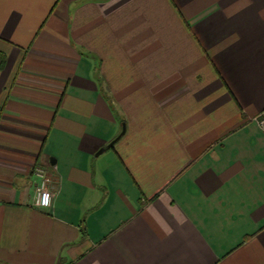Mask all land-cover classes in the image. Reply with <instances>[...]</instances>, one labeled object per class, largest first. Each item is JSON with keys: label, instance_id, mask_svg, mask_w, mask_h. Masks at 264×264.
Instances as JSON below:
<instances>
[{"label": "crops", "instance_id": "1", "mask_svg": "<svg viewBox=\"0 0 264 264\" xmlns=\"http://www.w3.org/2000/svg\"><path fill=\"white\" fill-rule=\"evenodd\" d=\"M262 111L264 0H0V264H264Z\"/></svg>", "mask_w": 264, "mask_h": 264}, {"label": "built area", "instance_id": "2", "mask_svg": "<svg viewBox=\"0 0 264 264\" xmlns=\"http://www.w3.org/2000/svg\"><path fill=\"white\" fill-rule=\"evenodd\" d=\"M260 120V124L264 130V111L260 113L258 116ZM36 175L40 178L39 183L37 184L36 187V199H35V205L39 208H49L52 205V200H53V193L50 190L49 184H50V176L47 174L46 170L42 167L36 168ZM45 195H49L51 199V203L48 207H42L39 206V201L43 199Z\"/></svg>", "mask_w": 264, "mask_h": 264}, {"label": "water", "instance_id": "3", "mask_svg": "<svg viewBox=\"0 0 264 264\" xmlns=\"http://www.w3.org/2000/svg\"><path fill=\"white\" fill-rule=\"evenodd\" d=\"M125 129H126V125L123 124V129H122L121 133L115 139H113L106 147L102 148L99 151V153H102L106 148L113 146L115 144V142L124 134Z\"/></svg>", "mask_w": 264, "mask_h": 264}, {"label": "clouds", "instance_id": "4", "mask_svg": "<svg viewBox=\"0 0 264 264\" xmlns=\"http://www.w3.org/2000/svg\"><path fill=\"white\" fill-rule=\"evenodd\" d=\"M39 206L48 207L51 203V199L49 195H45L41 201L38 202Z\"/></svg>", "mask_w": 264, "mask_h": 264}]
</instances>
